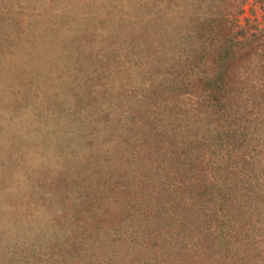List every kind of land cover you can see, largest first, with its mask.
Listing matches in <instances>:
<instances>
[{
    "label": "rangeland",
    "instance_id": "374dc122",
    "mask_svg": "<svg viewBox=\"0 0 264 264\" xmlns=\"http://www.w3.org/2000/svg\"><path fill=\"white\" fill-rule=\"evenodd\" d=\"M0 264H264V0H0Z\"/></svg>",
    "mask_w": 264,
    "mask_h": 264
}]
</instances>
